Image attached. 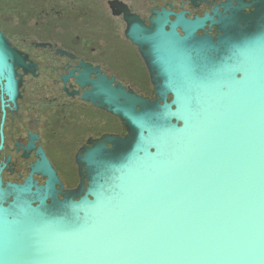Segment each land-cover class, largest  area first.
<instances>
[{
  "label": "water",
  "instance_id": "obj_1",
  "mask_svg": "<svg viewBox=\"0 0 264 264\" xmlns=\"http://www.w3.org/2000/svg\"><path fill=\"white\" fill-rule=\"evenodd\" d=\"M111 7L155 100L92 82L84 98L127 135L81 150L74 190L45 163L43 186L0 173V264H264V0L153 10L149 26ZM14 54L0 32V74Z\"/></svg>",
  "mask_w": 264,
  "mask_h": 264
},
{
  "label": "flooded vegetation",
  "instance_id": "obj_2",
  "mask_svg": "<svg viewBox=\"0 0 264 264\" xmlns=\"http://www.w3.org/2000/svg\"><path fill=\"white\" fill-rule=\"evenodd\" d=\"M115 1L149 26L153 10L202 18L227 0H197V6L192 0H0V32L15 52L8 60L11 71L0 74L4 184L22 185L32 176L36 185H45L38 171L45 163L60 178L62 193L74 190L81 181L76 160L81 150L84 154L93 143L127 135L115 114L84 98L92 82L103 77L111 88L119 84L155 100L139 48L126 37L124 14L111 7ZM205 31L217 35L209 23L198 35Z\"/></svg>",
  "mask_w": 264,
  "mask_h": 264
},
{
  "label": "rangeland",
  "instance_id": "obj_3",
  "mask_svg": "<svg viewBox=\"0 0 264 264\" xmlns=\"http://www.w3.org/2000/svg\"><path fill=\"white\" fill-rule=\"evenodd\" d=\"M149 93L151 94V91Z\"/></svg>",
  "mask_w": 264,
  "mask_h": 264
}]
</instances>
